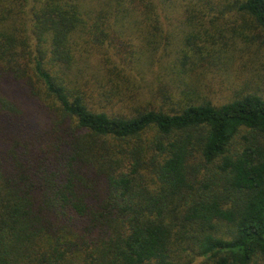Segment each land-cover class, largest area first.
Segmentation results:
<instances>
[{
  "label": "trees",
  "instance_id": "obj_1",
  "mask_svg": "<svg viewBox=\"0 0 264 264\" xmlns=\"http://www.w3.org/2000/svg\"><path fill=\"white\" fill-rule=\"evenodd\" d=\"M175 14L176 81L132 92L119 38ZM233 23L264 0H0V264H264V96L202 94Z\"/></svg>",
  "mask_w": 264,
  "mask_h": 264
},
{
  "label": "rangeland",
  "instance_id": "obj_2",
  "mask_svg": "<svg viewBox=\"0 0 264 264\" xmlns=\"http://www.w3.org/2000/svg\"><path fill=\"white\" fill-rule=\"evenodd\" d=\"M180 18L179 14H175L169 26L167 24L162 26L164 31L175 33L169 39H162L155 43L156 45L159 43V48L155 50L153 58L152 54L146 50L136 57L138 50L145 43L140 37H137L136 33L119 38L122 41V50L125 53L128 50H134L132 60L137 58V64L134 66L137 71L135 74L137 81L132 87V92L138 91L148 95L159 88L160 90L169 89L170 84L176 81L173 75L179 66L177 62L180 53L178 45L184 43V32H178L182 26ZM243 24L226 25L228 26L226 46L235 47L232 57L218 60L215 64L202 69L200 74L202 82L207 83L202 87V94H206L213 102L220 103L231 98L233 94L246 92L264 96L263 34L258 27ZM232 27L242 30V32H234ZM113 37L117 38L115 35Z\"/></svg>",
  "mask_w": 264,
  "mask_h": 264
}]
</instances>
